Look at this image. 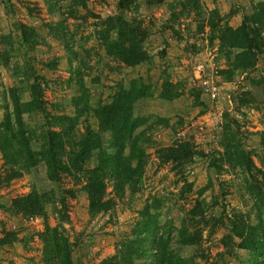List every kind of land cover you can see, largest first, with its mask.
<instances>
[{
	"label": "rangeland",
	"instance_id": "obj_1",
	"mask_svg": "<svg viewBox=\"0 0 264 264\" xmlns=\"http://www.w3.org/2000/svg\"><path fill=\"white\" fill-rule=\"evenodd\" d=\"M77 1L0 0V131H5V120L15 130V103L30 102L32 82L38 84L44 103L43 112L20 116L23 135L36 153V165L6 183L11 160L0 153V264H43L39 235L44 222L62 231L73 245L71 253L81 245L84 260L80 264H108L110 258L117 259L119 252L134 245V237L146 222L152 234L140 233L146 236L142 250L153 251L151 241L158 240L164 250L187 264H246L255 255L235 248L236 238L231 247L227 245L224 218L246 216L264 237V208L256 213L246 191L247 175L225 163L222 130L236 127L235 141L264 171L256 158L258 133L264 128V26L256 39L259 51H248L252 66L239 70L234 67V56L242 50L221 47L215 36L210 38L206 22L208 12L215 9L216 19L211 21L216 28L235 29L264 0H198L199 6L192 9L183 7L182 0H124L122 8L120 0H82L83 5ZM109 18L112 24L117 18L139 24L146 61L126 67L105 54L101 39L110 28L104 23ZM20 24L30 30L28 42L22 41ZM109 34L114 37L113 30ZM73 53L79 64L72 61ZM166 56L172 63L163 70L160 60ZM198 65L202 66L200 74L216 85V97L210 98L196 79ZM162 84H176L180 97L160 100ZM130 86L142 87L145 93L131 111L135 122L141 123L134 131L141 173L121 184L103 176L102 200L111 206L90 214L84 185L88 171L97 165L98 151L80 162L74 158V145L86 130L96 132L93 109L109 104ZM226 94L233 101L230 110ZM61 116L72 118L73 123L65 129L68 132L60 133L64 144L58 161L65 169L58 171L57 182H50L38 152L43 132L59 131L51 126L50 118ZM193 122L201 129L192 127ZM10 136L14 138L13 133ZM110 137L101 135L106 153H113L108 148ZM11 143L10 153L15 156L18 144ZM184 144L195 152L190 161L178 166L163 161L165 151ZM30 192L43 194V217L14 214L9 209L12 199ZM144 208L149 209L145 218L141 215ZM180 226L197 232L198 240L189 245L179 242L176 231ZM90 253L93 257L86 258ZM140 256V262L147 261Z\"/></svg>",
	"mask_w": 264,
	"mask_h": 264
},
{
	"label": "trees",
	"instance_id": "obj_2",
	"mask_svg": "<svg viewBox=\"0 0 264 264\" xmlns=\"http://www.w3.org/2000/svg\"><path fill=\"white\" fill-rule=\"evenodd\" d=\"M83 5V1H77ZM159 2V0H156ZM124 0L119 1V6L122 8ZM182 6L190 9L197 8L199 6L198 0H182ZM187 8V9H188ZM73 11V10H72ZM71 11V13H72ZM70 13V14H71ZM209 19L206 24L209 28L210 38L215 36L221 47L231 49L238 48L242 51L234 56L235 69L244 70L252 66V58L249 56L248 51H259L258 43L256 42L259 29L264 26V3L259 2L255 4L250 16H243L241 24L235 29L216 28V22L211 20L216 19L215 9L208 12ZM69 14V15H70ZM170 17V16H169ZM111 19H107L104 23L107 26L103 31L104 38L102 40V47L107 56H111L126 67H135L138 64L147 60V54L142 49L143 32L139 28V24L134 22H127L120 18L115 20V23H111ZM255 25V26H253ZM22 41H27V35L29 29L26 26H19ZM201 26L198 27V30ZM113 30L114 37L110 36L109 32ZM214 37V38H215ZM102 38V37H101ZM72 61L80 63L77 55L74 53ZM233 67V66H232ZM144 88L135 89L130 86L129 89H121L109 104L98 105L93 109L94 117L96 118L97 129L96 132L86 130L83 137L74 145L77 149L74 154V158H78L80 162L88 159V157L94 152L98 151L96 156L95 167H92L88 171L86 177V184L84 185V191L88 198V212L90 214L99 213L105 211L111 206V202L108 200H102L104 191L103 176H107L108 179H118L121 184L129 183L133 178H138L141 173V152L137 147L139 140L137 136L134 137V131L141 123H136L137 117L131 116L133 105L136 101L140 100L144 96ZM30 102L27 103H15L14 109V123L15 130L12 125L5 120L3 127L4 132L0 131V153L2 158H9L11 161V170L7 176H5V182L20 177L22 173L29 172L36 165L35 156L27 143V138L23 135L21 128L20 116L23 112L28 111H40L43 112L44 103L41 99V90L35 82H32L29 86ZM181 91L178 90L177 85L162 84L158 98L162 100L177 99L181 95ZM81 98V97H80ZM75 106V100L73 101ZM143 112V111H142ZM51 126H57L58 132L46 129L43 132L42 147L39 149L40 159L45 164V175L48 181L57 182L58 171L64 170L65 166L60 164L58 157L63 151V137L62 132H68L72 127V118L65 116L50 118ZM235 124V120H232ZM235 126V125H234ZM264 127V122H263ZM66 128H69L65 131ZM222 130L223 139V158L225 163L231 169H240L247 175V188L248 195L252 197L254 205L256 206V213L259 214L261 208H264V171L256 167L253 163L250 153L243 152L234 136L235 128L228 126ZM14 135V138L10 134ZM108 133L111 135L108 148L113 153H106L102 151L100 143L102 142L101 135ZM9 134V136H8ZM260 153L256 155L259 164L264 166V128L258 133ZM15 140L18 144L17 150H15V156L10 153L12 149V141ZM139 149V150H138ZM166 152V151H165ZM163 153V161L173 164L174 166L180 165L190 161L191 157L195 154L187 148L184 144L179 148L168 149L166 153ZM43 194L36 192H30L29 194L14 198L10 201L9 209L14 214H21L24 216H42L44 215V206L41 198ZM148 208H144L141 215L147 217ZM65 219V216H63ZM226 227L228 231L227 245L231 247L232 239H238L235 244V248L252 253L255 255L253 259L246 260V264H264V237H262L261 229L259 227L251 226L246 216H240L232 214L225 216ZM141 230V231H140ZM137 236L131 244L128 245V249L123 250L115 256L110 258L108 264H187L184 260L180 261L179 258L170 251H166L161 246L158 240L151 241L153 251L142 250L141 241L146 238L145 235L140 233H146L151 235L152 228L149 222H146L140 229ZM259 230V232H258ZM178 241L183 244H192L198 240L199 234L188 232L187 228L180 226L176 231ZM260 233V234H259ZM42 243V262L43 264H73L71 259V251L73 245H71L66 236L58 228H51L46 222L43 224V232L41 235ZM81 250V245L78 248ZM144 258L147 261H139V258ZM80 264V260L77 262Z\"/></svg>",
	"mask_w": 264,
	"mask_h": 264
},
{
	"label": "built area",
	"instance_id": "obj_3",
	"mask_svg": "<svg viewBox=\"0 0 264 264\" xmlns=\"http://www.w3.org/2000/svg\"><path fill=\"white\" fill-rule=\"evenodd\" d=\"M201 68H202L201 65H198L196 67V69H195V73H196L195 77L199 81L200 86L203 88L204 92H206L210 96V98H214L218 94V89H217L216 85L213 84L212 81H210L209 79H207L206 77H204V76H202L200 74L201 73ZM225 100H226L225 102H226L227 108H228V110H230L231 107L233 106V101H232L231 96L229 94H226L225 95ZM191 125H192V127L198 126L199 127L198 129H201L200 124H194V122H193V123H191Z\"/></svg>",
	"mask_w": 264,
	"mask_h": 264
},
{
	"label": "crops",
	"instance_id": "obj_4",
	"mask_svg": "<svg viewBox=\"0 0 264 264\" xmlns=\"http://www.w3.org/2000/svg\"><path fill=\"white\" fill-rule=\"evenodd\" d=\"M213 6V4L211 3V7ZM161 61V63H160V67L163 69V70H165V69H167V67L172 63V58L171 57H165V58H163V60H160ZM156 67L158 68V66L156 65ZM156 79H157V77H156ZM160 81V80H159ZM160 83V82H159ZM160 100H162V99H160ZM79 248V247H78ZM92 253V252H91ZM90 253V256H86V258L87 257H89V258H91V257H93L92 256V254ZM71 259L73 260V264H78L77 262H78V260H81V261H83L84 260V255H83V253H82V251H79L77 248H75V252L74 253H71ZM101 258V257H100ZM12 259H15V257H13ZM19 260V259H18Z\"/></svg>",
	"mask_w": 264,
	"mask_h": 264
}]
</instances>
